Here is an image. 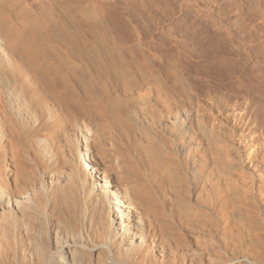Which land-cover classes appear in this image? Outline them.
<instances>
[{
  "label": "bare ground",
  "instance_id": "1",
  "mask_svg": "<svg viewBox=\"0 0 264 264\" xmlns=\"http://www.w3.org/2000/svg\"><path fill=\"white\" fill-rule=\"evenodd\" d=\"M144 4L0 0V264H264L244 51Z\"/></svg>",
  "mask_w": 264,
  "mask_h": 264
},
{
  "label": "rangeland",
  "instance_id": "2",
  "mask_svg": "<svg viewBox=\"0 0 264 264\" xmlns=\"http://www.w3.org/2000/svg\"><path fill=\"white\" fill-rule=\"evenodd\" d=\"M263 3H264V0H147V1L145 0V2L143 0V4L145 6L141 5V6H135L136 8L132 7V9H134L135 11H137L139 9L138 10L139 12H141V11H152L154 13H156V12H160V13L172 12V14H174L173 15V17L175 16L174 18L172 17L171 19L170 18L166 19L164 22L162 21L161 23L163 25L160 23L161 24L160 25L161 26L160 31L158 30L157 34H155L156 35L155 37L157 39L159 38L158 39L159 42L170 38L172 36L171 33L173 32L172 33L173 37H176L177 39H180L181 41H185V42L187 41L188 43L187 42L186 43L189 44L190 46L192 43L194 45L195 41H197L199 38L201 39L203 37L201 35L202 31L200 29H203V27L205 26V23H208V25L211 29H217V27L218 28L221 27L220 29L223 31L225 30L224 32L228 33V31H229L230 34L231 33L233 34L232 42L230 41L231 43L228 42V44L234 45L233 43H235V42H233V41L235 39V41L237 42V45L240 47L241 51L242 50L244 51L242 56H241L242 58H245V60L243 59V64L241 63L243 65V68L238 67V68H240L238 70V74L239 73L241 74L240 79H242L239 81L240 82L239 89H240V91L243 89L242 90L243 95L240 94L241 92H238L239 94L238 93L233 94L232 92L227 91V90H226L227 91V94H226V92L223 93V91H225V89L221 90L223 95L226 94L224 97H226L227 95H230L229 99L231 97V100H229L228 97H226L227 99L225 98V100H226L225 104L226 105L224 104V110L225 111L229 110L228 112H230V110L235 108L236 112H238L240 110V113H241L243 111L242 112V113H244L243 118H244L245 123L248 127V129H247V127L245 128L246 125L243 126V128L245 129V134L247 132H248L247 134H250V132L254 133L255 136L253 134L252 137H253V140L255 139L254 140L255 144H258V145L261 142L262 143L264 142V123H263L264 122V120H263L264 115H263V112H260V111H263V107H264V73H263L264 72V4ZM115 5H111L110 9L111 8H112L111 10L121 9V5H116L117 8L114 9ZM195 17H196V19H195ZM207 17H209V18H207ZM204 20L206 21L205 23H203ZM195 21H196V23H195ZM210 25H212V26H210ZM162 26H163V28H162ZM255 30H257V31L255 32ZM167 31L170 33L169 35L165 34V32H167ZM194 32H195V34H194ZM253 32H254V34H252ZM161 35H163V36H161ZM196 35L198 37H196ZM231 45H229V47ZM246 50H248L249 52ZM252 50L254 52H252ZM259 53L261 56L259 55ZM245 55L248 57H245ZM250 55L251 56L253 55V56L251 57ZM255 70H257V71H255ZM248 73L253 75V76L249 75ZM254 73L257 74L259 77L261 76L262 78L255 81ZM246 75L251 77V78L249 79V77H247ZM252 77L254 79H252ZM259 80H260V82H257ZM242 81H243L244 85L241 83ZM247 81H249V82H247ZM237 85H239V84H237ZM227 103H229V104L227 105ZM234 105H236V106H234ZM247 105H249V109H251V110L248 109L249 113L246 111L248 115L244 116V115H246L245 114L246 112L244 110H246L245 107ZM250 106H251V108H250ZM238 107H241L243 109H241V108L239 109ZM255 107L259 111L253 109ZM261 107H262V109H260ZM253 110H255L256 112H260V113H258V114L256 113L257 116L255 114H252L253 115L252 116L251 113ZM261 115H263V116H261ZM245 117H246V119H245ZM227 118L225 119V121L227 120ZM252 118H253V120H252ZM228 120H229V122H228ZM228 120L226 122L228 124H230L231 123L230 118H228ZM249 120H251V122ZM250 129H252V130L250 131ZM258 138H260V139H258ZM258 140H262V141H259L260 143L256 142ZM263 146H264V143H263ZM238 179H239V177H238ZM239 182H240V180H239Z\"/></svg>",
  "mask_w": 264,
  "mask_h": 264
}]
</instances>
